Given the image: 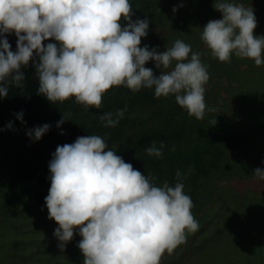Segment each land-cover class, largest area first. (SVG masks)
<instances>
[{
	"label": "clouds",
	"instance_id": "clouds-1",
	"mask_svg": "<svg viewBox=\"0 0 264 264\" xmlns=\"http://www.w3.org/2000/svg\"><path fill=\"white\" fill-rule=\"evenodd\" d=\"M132 8L129 0H0V97L8 96L4 82L9 77L24 87L21 67L35 58L38 92L52 103L74 97L86 109H99L104 93L114 86L133 92L154 88L156 97L174 95L189 116L202 119L210 77L201 54L179 39L163 51L141 47L149 20H133ZM214 8L222 18L209 20L201 34L211 55L228 63L235 54L264 65V36L254 33L253 8L228 0H217ZM121 21L127 23L122 26ZM11 33L17 38L15 51L5 35ZM49 39L55 42L45 45ZM149 60L158 69L171 70L154 75L144 66ZM123 113L118 110L114 118L106 112L100 120L105 127H115ZM22 115L16 118L23 123ZM65 120L62 117L57 127ZM6 127L11 128V122ZM49 129L45 123L26 135L39 140ZM162 147L153 142L145 151L159 157ZM48 168L51 183L45 205L48 218L58 224L53 234L63 250L78 228L83 264H160L166 252L171 254L186 243L188 233L199 229L192 199L179 179L174 186H156L154 177L109 150L99 135L58 145ZM254 174L264 180L261 168Z\"/></svg>",
	"mask_w": 264,
	"mask_h": 264
},
{
	"label": "trees",
	"instance_id": "trees-1",
	"mask_svg": "<svg viewBox=\"0 0 264 264\" xmlns=\"http://www.w3.org/2000/svg\"><path fill=\"white\" fill-rule=\"evenodd\" d=\"M178 1H184L190 4L189 6L205 2ZM129 2L133 7V20H149L148 34L141 38L140 46L148 45L149 50L155 47L157 51L170 48L167 39L156 29L155 20L161 10L155 1ZM254 7L261 10L256 16L257 27L254 33L264 36L263 0H255ZM126 23L121 21L122 26ZM5 35L11 50L15 51V34ZM235 58L238 65L252 60L238 56ZM37 62L34 58L27 66L21 67L25 74L23 88L17 87L9 77L4 82L8 87V96L0 97V125H8L11 122L26 144V151L16 160L14 175L19 180L33 181L36 184L29 194L13 199H8L7 191H0V264H55L57 260L65 262L63 255H46L38 238L40 234H45L58 240L53 234L58 224L47 217L46 222L50 221L49 228H52L48 232L38 229L36 224L39 221L40 209L46 208L45 197L51 183L48 164L52 154L58 145L73 143L77 137L88 135V123L70 115L74 106L69 99L52 103L38 92ZM174 64L175 61L173 67ZM144 66L151 68L157 76L161 71L171 70L156 68L152 60ZM225 67V64H213L208 71L222 73L220 75L228 77L230 74ZM221 85L225 86L224 82ZM107 99L114 104L115 110H124L121 122L110 129L113 134V130L118 126L111 137L113 142L117 137L118 143L124 148L132 145L144 149L151 147L155 142V146L160 148L163 145L164 153L170 149L174 150L171 155L165 153L162 157L148 160L144 166L146 170L139 171L154 177L156 186H162L164 182L174 186L179 179L184 185V193L192 199V214L196 213L202 204L198 202L199 196L208 194L211 207L205 215L199 216V220L205 223L190 245L197 263L249 264L257 261L259 257L263 258L264 251L259 247L264 239V180L257 179L255 175L242 178L237 174L216 188L210 187L209 192L206 189V179L218 173L217 169L227 170L234 166L242 171L243 167L235 161L236 155L228 154L234 150H243L250 137L261 131L260 125L255 122L257 119L249 120L244 116H235L236 112L230 107L227 108L228 112L222 113H215L206 107L203 118L198 120L189 116L187 110L176 103L174 95L156 97L154 88H141L140 91L133 92L124 85L114 86L108 90ZM21 112L23 123L16 118ZM62 117L67 120L57 127V122ZM252 121L255 123L251 125ZM45 123L50 125V129L39 140H33L26 135L29 130ZM180 144H185V148ZM166 156L170 159L165 158ZM177 171L180 173L179 178L176 176ZM23 207H26V222L30 225L15 232L17 226L12 220L23 218ZM2 222L5 226L1 225ZM8 222L14 224L8 227Z\"/></svg>",
	"mask_w": 264,
	"mask_h": 264
},
{
	"label": "rangeland",
	"instance_id": "rangeland-1",
	"mask_svg": "<svg viewBox=\"0 0 264 264\" xmlns=\"http://www.w3.org/2000/svg\"><path fill=\"white\" fill-rule=\"evenodd\" d=\"M154 1L157 7L161 10L159 17L155 20L156 29L161 32L162 37L167 39L170 47L177 39L182 40L191 45L192 51L201 54V61L207 66L208 70L213 64H225V68H228L230 74L228 77L220 75L222 73L217 74L216 72H211V70L208 71L210 78L205 85L204 93L207 108L214 110L215 113H222L228 112L227 108L230 107L236 112H232L235 116H244L249 120L255 118L257 119L255 122L261 127V131L258 132V134L250 137V141L243 150H234L228 154V156H232L233 154L236 155L235 161L243 167L242 171L234 166L227 170L217 169L218 173L214 175L212 174L206 179L208 183L206 186L207 192L211 190L210 187L216 188L222 185L226 180L232 178L233 175L238 174L242 178H246L248 175H255L254 170L257 167L264 170V116H261L264 115L263 65L258 67L255 65L254 60H250L244 64L241 62L240 65H242L240 66L236 63L237 59L235 58V54L232 55L231 61L228 63L220 62L217 58L211 55V51L201 40V34L203 30L202 28L209 20L222 18V13L214 8L217 0H205L204 3H196L193 6H189L190 4L178 0ZM254 1L255 0H228V2L231 3L242 4L246 8L252 7L256 17L261 10L258 9V7H254ZM174 7L177 9L175 12L173 11ZM49 42L55 41L49 39L45 40L43 43L46 45ZM242 69H244V71H242ZM223 82L225 86L221 85ZM107 96L108 91L104 93L102 106L99 109L94 107L86 109L84 105L77 103L74 97L69 98L74 106L70 115L74 118L87 121L88 135L102 136L107 143L108 149L116 151L117 155L121 156L125 162L131 163L136 170H146L144 167L146 165L145 163L148 160H154L156 156H149L145 151L147 148L138 149L132 145L128 148H124L118 143L117 137L114 138L115 141L113 142L111 137L118 129V126L113 130V134H111L110 129L114 127H105L104 122L100 120V116L106 112H112L115 118L117 109L115 110L114 104L107 99ZM119 121L121 122V118ZM255 122L252 121L251 125ZM6 126L7 124L0 125V191H7L8 199H13L29 194L35 189L36 184L33 181H22L15 177L14 166L18 157L26 151V144L16 128L13 126L8 128ZM253 127L255 128L257 126ZM180 145L183 149L185 148V144ZM156 147L160 148L158 146ZM173 151V149H170L165 153L171 155ZM165 153L162 151L161 157ZM165 158L170 159L168 156ZM160 161L162 162V159ZM207 195L208 194L203 193L199 196V200L197 199L198 202L202 204L197 212L193 214L196 220L201 219L200 217L205 215L207 213L206 211L211 207L210 198L208 199ZM21 214H23V218L12 220L17 226L15 232H18L20 228H26L30 225V223L26 222V207L22 208ZM47 217V208H41L39 221L36 226L38 229H42L43 232H48L52 229L49 228V223L51 222H46ZM199 221L202 222L200 223ZM199 221L198 231L195 233H188L186 243L177 246L171 254L166 252L162 257L160 264H198L195 260L194 253L190 249V245L205 223L203 220ZM13 222H8V227L13 225ZM1 225L5 226L4 222H2ZM78 231V228L74 229L73 238L66 243L63 250L58 247V244L60 243L58 240L52 239L48 235L40 234L38 238L43 245V252H45L46 255L54 253L64 256L65 262L57 260L55 261V264H83V256L77 246L78 242L82 239L78 234ZM259 248H261L262 252L264 251V239ZM261 254L258 255L260 256ZM263 256L264 255H262V257ZM259 258L254 263L249 264H264V257Z\"/></svg>",
	"mask_w": 264,
	"mask_h": 264
}]
</instances>
